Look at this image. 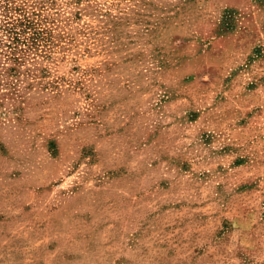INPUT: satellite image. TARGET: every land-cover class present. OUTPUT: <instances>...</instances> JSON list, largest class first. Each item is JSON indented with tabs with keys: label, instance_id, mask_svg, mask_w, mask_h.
<instances>
[{
	"label": "rangeland",
	"instance_id": "374dc122",
	"mask_svg": "<svg viewBox=\"0 0 264 264\" xmlns=\"http://www.w3.org/2000/svg\"><path fill=\"white\" fill-rule=\"evenodd\" d=\"M0 264H264V0H0Z\"/></svg>",
	"mask_w": 264,
	"mask_h": 264
}]
</instances>
